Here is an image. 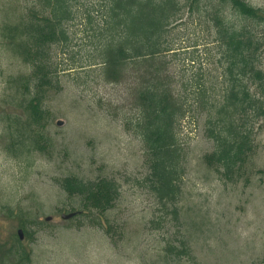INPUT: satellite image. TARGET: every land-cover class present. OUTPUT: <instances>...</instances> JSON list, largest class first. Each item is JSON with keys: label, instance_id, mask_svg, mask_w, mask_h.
Returning a JSON list of instances; mask_svg holds the SVG:
<instances>
[{"label": "rangeland", "instance_id": "1", "mask_svg": "<svg viewBox=\"0 0 264 264\" xmlns=\"http://www.w3.org/2000/svg\"><path fill=\"white\" fill-rule=\"evenodd\" d=\"M246 1L264 10V0ZM101 6L73 2V19L64 25L68 41L50 48L59 88L44 100L36 147L26 141L19 150L14 121L26 114L11 102L9 87L27 70L0 49V264H264V119L253 134L251 171L231 183L202 164L211 143L202 117L190 111L178 132L180 195L175 203L160 201L142 143L123 125L124 116H134L126 86L104 82L94 65ZM169 40L178 79L211 70L214 50L202 20L185 14ZM260 64L264 72V48ZM69 177L114 181L119 197L104 215L63 218L78 210L59 188Z\"/></svg>", "mask_w": 264, "mask_h": 264}, {"label": "trees", "instance_id": "2", "mask_svg": "<svg viewBox=\"0 0 264 264\" xmlns=\"http://www.w3.org/2000/svg\"><path fill=\"white\" fill-rule=\"evenodd\" d=\"M35 1L31 7L22 0L0 1V49L28 73L9 86L11 102L26 114L24 122L14 121L19 150L26 141L31 148L39 144L44 100L59 88L50 48L68 41L64 25L73 19L76 0ZM100 1L94 65L104 82L126 86L125 100L134 116H124L123 125L142 143L157 198L175 203L180 195L184 155L178 132L190 111L202 117L211 143L202 164L223 181L245 180L255 155V127L264 119V10L246 0ZM185 14L202 20L212 39V67L199 79H178L169 59L176 55L169 34ZM59 188L77 201V212L71 207L69 213L74 217L104 215L119 197L118 186L107 179L84 182L69 177Z\"/></svg>", "mask_w": 264, "mask_h": 264}, {"label": "water", "instance_id": "3", "mask_svg": "<svg viewBox=\"0 0 264 264\" xmlns=\"http://www.w3.org/2000/svg\"><path fill=\"white\" fill-rule=\"evenodd\" d=\"M73 215H74V214H71V215H68V216H63V218L68 219V218L72 217ZM18 236H19V238H21V234H20V232L18 233Z\"/></svg>", "mask_w": 264, "mask_h": 264}]
</instances>
